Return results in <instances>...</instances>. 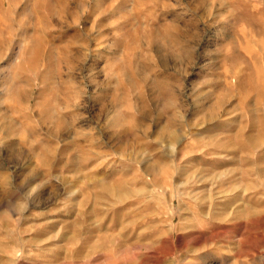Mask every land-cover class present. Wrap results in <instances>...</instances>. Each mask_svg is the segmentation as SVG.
<instances>
[{"label":"rangeland","instance_id":"rangeland-1","mask_svg":"<svg viewBox=\"0 0 264 264\" xmlns=\"http://www.w3.org/2000/svg\"><path fill=\"white\" fill-rule=\"evenodd\" d=\"M0 264H264V0H0Z\"/></svg>","mask_w":264,"mask_h":264},{"label":"bare ground","instance_id":"bare-ground-1","mask_svg":"<svg viewBox=\"0 0 264 264\" xmlns=\"http://www.w3.org/2000/svg\"><path fill=\"white\" fill-rule=\"evenodd\" d=\"M84 5H85V4H83V6H84ZM38 7H39V6H38ZM35 10H36V9H35ZM6 13H7V12H6ZM6 13H5V14H6ZM75 21H76V20H75ZM75 21H74V22H75ZM40 38H41V37H40ZM38 42H39V41H38ZM46 42H47V41H46ZM34 43H35V42H34ZM43 43H44V41H43ZM39 44H41V42H40ZM34 48H35V47H34ZM37 49H38V48H37ZM35 51H36V50H35ZM37 51H39V50H37ZM37 51H36V52H37ZM39 52H40V51H39ZM35 55H36V54H35ZM38 56H39V55H38ZM38 56H37V57H38ZM35 57H36V56H35ZM166 109H167V108H166ZM171 120H172V119H171ZM165 123H166V122H165ZM163 127H164V126H163ZM165 127H166V126H165ZM165 127H164V128H165ZM125 136H126V135H125ZM160 140H161V139H160ZM164 145H165V144H164ZM132 150H133V149H132ZM138 153H139V152H138ZM138 153L136 154V156L138 155ZM131 155H132V153H131ZM132 158H133V157H132Z\"/></svg>","mask_w":264,"mask_h":264}]
</instances>
